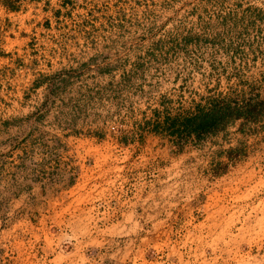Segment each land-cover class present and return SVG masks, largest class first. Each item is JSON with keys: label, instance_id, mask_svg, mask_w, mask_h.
I'll return each instance as SVG.
<instances>
[{"label": "rangeland", "instance_id": "1", "mask_svg": "<svg viewBox=\"0 0 264 264\" xmlns=\"http://www.w3.org/2000/svg\"><path fill=\"white\" fill-rule=\"evenodd\" d=\"M263 90L264 0H0V264H264V118L155 131Z\"/></svg>", "mask_w": 264, "mask_h": 264}, {"label": "trees", "instance_id": "2", "mask_svg": "<svg viewBox=\"0 0 264 264\" xmlns=\"http://www.w3.org/2000/svg\"><path fill=\"white\" fill-rule=\"evenodd\" d=\"M195 107L187 112L171 115L167 113L163 121L155 126L176 138L178 151L184 150L189 142L198 143L207 136L225 130L237 120L258 122L264 118V90L241 99L228 95L203 97Z\"/></svg>", "mask_w": 264, "mask_h": 264}]
</instances>
